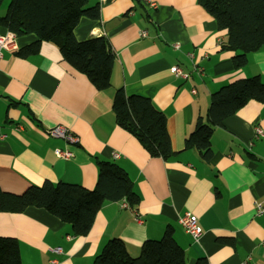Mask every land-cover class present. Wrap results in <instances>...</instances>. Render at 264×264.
Instances as JSON below:
<instances>
[{
    "label": "crops",
    "instance_id": "1",
    "mask_svg": "<svg viewBox=\"0 0 264 264\" xmlns=\"http://www.w3.org/2000/svg\"><path fill=\"white\" fill-rule=\"evenodd\" d=\"M95 3L100 17H82L74 34L78 40L104 36L110 42L116 56L111 87L97 89L53 43H43L29 57L4 51L0 136H6L0 137V188L19 194L49 180L92 189L102 159L127 171L139 204L131 209L124 200L105 202L86 235H74L70 224L43 208L0 212V236L18 240L22 264H94L111 238H121L129 253L138 256L145 240L160 238L172 226L186 264L201 259L207 264H264V215L256 214L254 204L264 198V102H247L214 128L209 161L196 148L184 146L199 116H206L214 91L255 75L264 82V47L249 53L247 64L236 69L233 56L238 52L222 49L227 31L218 28L198 0ZM6 31L0 28V33ZM34 40L31 33L17 37V49ZM173 65L190 76L173 74ZM119 87L151 98L164 112L175 152L171 158L150 155L117 125L112 104ZM18 125L22 127L16 129ZM55 126L66 127L78 142L48 135ZM56 148L70 149L73 156L57 157ZM187 212L202 228L198 240L179 222ZM56 247L61 251H52Z\"/></svg>",
    "mask_w": 264,
    "mask_h": 264
},
{
    "label": "trees",
    "instance_id": "2",
    "mask_svg": "<svg viewBox=\"0 0 264 264\" xmlns=\"http://www.w3.org/2000/svg\"><path fill=\"white\" fill-rule=\"evenodd\" d=\"M92 1L8 0L2 14L7 0H0V28L14 32L17 37L30 33L36 36V40L16 50L18 56L29 57L40 52L43 43H53L65 61L85 74L97 89L104 90L112 85L116 57L110 42L104 36L78 40L74 34L82 17H100V5L91 4ZM198 1L214 17L218 28L227 31L222 49L238 52L233 56L234 67H244L248 54L264 47V0ZM251 100L264 102V82L258 75L236 79L214 91L206 116H199L194 130L185 139V148H196L209 161L213 155L214 128ZM112 108L117 125L135 136L150 155L167 160L175 154L167 118L151 98L127 94L119 87ZM97 165V183L92 189L49 180L29 186L19 194L0 188V212L43 208L70 224L74 235H86L105 202L124 200L129 208L135 209L140 201L133 180L121 165L102 159ZM0 264H22L16 238L0 236ZM94 264H186V252L175 238L174 227L168 226L160 238L145 240L138 256L129 253L121 238L109 239ZM199 264H207L206 259Z\"/></svg>",
    "mask_w": 264,
    "mask_h": 264
},
{
    "label": "built area",
    "instance_id": "3",
    "mask_svg": "<svg viewBox=\"0 0 264 264\" xmlns=\"http://www.w3.org/2000/svg\"><path fill=\"white\" fill-rule=\"evenodd\" d=\"M151 5L155 7L156 3H151ZM142 35L146 36L147 32L143 31ZM175 46L180 47L178 44H176ZM17 48H18L17 36L14 32L7 30L5 33H0V61L3 58L5 50H17ZM170 70L173 74L183 78H188L190 76V74L179 65H173ZM197 70L200 74L203 73V69L198 67ZM20 127L22 126L18 125L16 129H19ZM258 132L261 133V130L258 129ZM47 134L53 137L63 138L68 143L78 142V137L75 136L73 133H71L66 127L55 126L48 128ZM5 136H6L5 134H2L0 137L5 138ZM54 153L57 157L63 159H70L73 156V152L70 149L56 148L54 150ZM114 156H118V155L115 154ZM254 204H255L256 214L264 215V198L256 199ZM124 206L129 207L126 201L124 202ZM136 221L141 222V219L137 216ZM179 222L186 232L191 234L195 240H198L199 236L202 234V228L198 224V219L194 214L189 212L185 213L184 215L180 216ZM52 251L60 252L61 247H56L52 249Z\"/></svg>",
    "mask_w": 264,
    "mask_h": 264
},
{
    "label": "rangeland",
    "instance_id": "4",
    "mask_svg": "<svg viewBox=\"0 0 264 264\" xmlns=\"http://www.w3.org/2000/svg\"><path fill=\"white\" fill-rule=\"evenodd\" d=\"M6 7H8V0H7V2L5 3L4 8L1 9V12H6V11H5V10H6ZM3 14H5V13H3Z\"/></svg>",
    "mask_w": 264,
    "mask_h": 264
}]
</instances>
